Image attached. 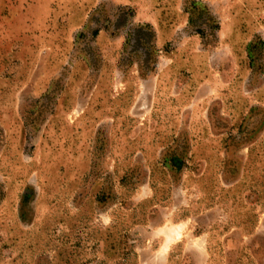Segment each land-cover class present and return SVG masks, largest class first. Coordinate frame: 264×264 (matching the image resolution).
Listing matches in <instances>:
<instances>
[{
    "label": "rangeland",
    "instance_id": "rangeland-1",
    "mask_svg": "<svg viewBox=\"0 0 264 264\" xmlns=\"http://www.w3.org/2000/svg\"><path fill=\"white\" fill-rule=\"evenodd\" d=\"M182 224L167 264H264V0H0V264Z\"/></svg>",
    "mask_w": 264,
    "mask_h": 264
},
{
    "label": "clouds",
    "instance_id": "clouds-1",
    "mask_svg": "<svg viewBox=\"0 0 264 264\" xmlns=\"http://www.w3.org/2000/svg\"><path fill=\"white\" fill-rule=\"evenodd\" d=\"M174 211L175 209H173ZM101 219L105 224L109 222L106 216L102 215ZM185 227L184 224L174 226L171 236H167L165 231L159 228L152 231V239L161 241L159 247L152 254V264H167V257L172 249L181 241H186ZM190 247L203 251L204 239L202 237L195 238Z\"/></svg>",
    "mask_w": 264,
    "mask_h": 264
},
{
    "label": "trees",
    "instance_id": "trees-1",
    "mask_svg": "<svg viewBox=\"0 0 264 264\" xmlns=\"http://www.w3.org/2000/svg\"><path fill=\"white\" fill-rule=\"evenodd\" d=\"M193 15H194V17L193 18H191V24H196V21L198 20V16L200 15V13L201 12H199V14H197V12H198V10H196V8L195 7H193ZM198 34L199 35H201V37L203 38V39H206V35L204 34V33H201V32H198Z\"/></svg>",
    "mask_w": 264,
    "mask_h": 264
}]
</instances>
